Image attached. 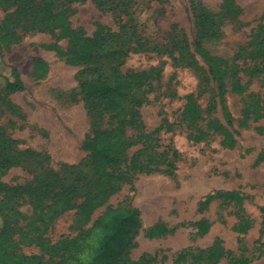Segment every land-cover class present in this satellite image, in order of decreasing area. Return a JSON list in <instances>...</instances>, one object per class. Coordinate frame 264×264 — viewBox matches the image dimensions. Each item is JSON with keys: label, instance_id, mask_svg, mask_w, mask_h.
<instances>
[{"label": "rangeland", "instance_id": "374dc122", "mask_svg": "<svg viewBox=\"0 0 264 264\" xmlns=\"http://www.w3.org/2000/svg\"><path fill=\"white\" fill-rule=\"evenodd\" d=\"M45 1L61 14L56 20L63 15L83 36L100 32L111 43L92 60L75 62L59 29L29 26L25 16L12 13L14 5L0 4V182L25 186L44 172L62 175L79 165V194L85 192L92 175L85 141L94 130L116 125L105 123L101 107L92 108L80 90L82 81L102 74L118 71L117 80L126 77L130 84L128 94L141 99L139 105L123 103L134 104L138 115L125 136L153 132L154 141L126 139V162L137 158L146 167L124 175L126 181L87 220L76 215L77 207L50 219L44 210L39 219L40 209L17 205V226L31 224L22 236L12 231L16 251L36 261L58 260L59 241L89 226L111 204L140 212L134 260L174 264L180 252L218 242L231 254L213 264L232 257L264 264V0H74L67 6ZM196 41L219 60L230 125L218 103L217 82L194 50ZM12 68L24 89L4 93ZM189 102L198 108L196 118L184 113ZM149 146L162 153L154 157L158 163H147ZM207 195L213 197L202 206ZM7 208L1 207L0 227ZM188 261L185 256L177 264Z\"/></svg>", "mask_w": 264, "mask_h": 264}, {"label": "trees", "instance_id": "16d2710c", "mask_svg": "<svg viewBox=\"0 0 264 264\" xmlns=\"http://www.w3.org/2000/svg\"><path fill=\"white\" fill-rule=\"evenodd\" d=\"M74 0H61L57 5L67 6ZM8 3L14 5L12 13L23 16L27 19V25L37 27L38 29L55 32L59 29L58 38L66 37L71 44L68 52L70 58L75 62L86 63L93 59L94 55L106 50L110 46V38L100 36V32L94 37H86L78 31L68 26L65 16L52 12V2L45 0H0V4ZM60 11L59 13H62ZM135 35L136 32H130ZM120 35V34H114ZM117 39V37H116ZM113 41V39L111 40ZM113 43V42H112ZM112 45V44H111ZM139 46V43H138ZM123 48L119 47V50ZM194 50L208 64V76L217 82L218 103L222 109L223 117L226 123L230 125V112L225 104V88L221 83V69L218 66L219 60L208 55L199 41L194 43ZM12 78H6L5 85L2 88L4 93H13L24 89V84L16 68L11 69ZM114 74L99 75L93 80H85L80 83V90L83 99L88 104H93L92 108H100V113L105 123L116 125L104 130H94L93 135L85 141L88 149V160L92 168V175L88 178L85 192L80 195L79 190L83 188L81 184L79 165L66 167L69 171L62 175L52 172L36 177L32 182L25 186L5 187L0 182V212L1 207H8L4 213L6 219L0 227V264H154L152 258L147 260L141 257L134 260L130 257L131 249L136 245V237L140 227V212L138 208L131 206L111 205L104 207L103 211L93 220V222L80 229L75 235L64 237L59 241L58 260H53L49 256L44 262L36 259L35 255H26L18 253V240L12 239V231L17 232V236H22L25 226L31 224V221L24 226H17L16 215L18 211L16 206L28 203L32 207L40 209L38 218H44V210L47 217L53 218L57 213L77 207L76 215H80L87 220L93 208L102 203L111 193L117 189L118 185L125 180L127 174L132 171L144 169L145 164L138 163L137 158H132L129 163L122 156L125 141L128 138L137 137L143 140L142 143L154 141L152 133H137L134 136L126 137V129L132 127L138 120L137 110L133 109L134 104L126 103L131 100L139 105L140 98H133L127 92L130 84H126V77L119 79V72ZM108 75V76H107ZM137 77V73L134 74ZM97 104V105H96ZM191 119L199 114L198 108L194 102H189L184 109ZM129 115L127 118L126 116ZM197 137V136H194ZM152 153H148V161L158 163L162 153L153 151V146H149ZM123 149V151H122ZM125 175V176H124ZM69 181V182H68ZM83 197V200L76 202L77 198ZM212 195H207L202 200V206L207 204ZM10 205V206H8ZM5 211V210H3ZM2 213H0L1 215ZM10 220V222L8 221ZM206 225L204 229H206ZM28 230V228H26ZM151 232V234H154ZM10 243V249L7 246ZM12 243V244H11ZM39 244V240H35ZM43 248V244L40 243ZM15 248V250H14ZM54 249V247H51ZM230 251H225L217 242L208 249L184 250L177 255L174 264H177L180 258L188 256L190 261L186 264H213L221 256L229 257ZM42 258L41 255L38 256ZM187 258V257H186ZM227 264H242L239 259L228 258ZM33 260V261H32Z\"/></svg>", "mask_w": 264, "mask_h": 264}]
</instances>
